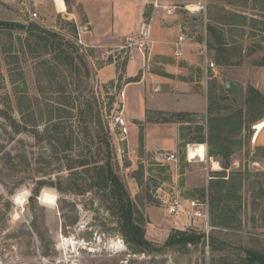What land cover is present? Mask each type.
<instances>
[{
	"label": "rangeland",
	"instance_id": "1",
	"mask_svg": "<svg viewBox=\"0 0 264 264\" xmlns=\"http://www.w3.org/2000/svg\"><path fill=\"white\" fill-rule=\"evenodd\" d=\"M137 1L141 3V18L145 23L139 32L152 25V32L155 34L157 28L159 35H156L157 43H150V52L144 56L145 67L138 72L143 69L150 72V107L190 113L187 121L171 122L174 124L169 128L173 130L169 132L178 131L175 146L159 150L147 179H144L143 163L135 158L131 165L126 151V142L130 141L137 154L142 153L140 122L125 116L129 131L124 141L110 133L118 162L121 156L119 164L126 182L134 175L140 185V191L131 196L148 218L146 238L162 245L171 231L179 229L176 226L190 230L166 213L165 201L171 196L197 198L201 188L206 191L220 182L221 195L213 202L208 198L209 234L241 247L264 251V125L260 126L262 130L254 129L264 118V106L256 104L259 108L251 111L244 103L250 85L264 94V0ZM68 2L69 10L81 9L75 0ZM194 6L196 10L190 9ZM33 12L36 17L32 16ZM56 12L59 11L54 0H0V20L38 24L82 48L92 73L91 90L106 125L120 90L126 89L125 101L133 104L132 109L138 114L139 86L127 84L136 81L139 74L124 77V68L127 59L140 55V51L134 46L110 45L85 49L76 37L74 19ZM78 16L81 25L84 21L79 12ZM210 25L220 34L229 55L224 65L218 64L216 52L210 47ZM179 31L186 35L187 43L183 55L177 57L172 43ZM115 40L123 45L125 38ZM206 42L207 56L215 63L208 79L203 77L201 53ZM57 52L50 43L46 45L43 40L29 36V32L0 29V109L18 124L27 126L24 131L15 132L10 120L0 113V264H221L222 260L230 259L228 249L210 252L208 241L204 246L188 244L160 253L131 254L113 230L114 219L98 195L60 192L50 184L57 180L64 182L71 172L63 157L66 134L71 136L73 157L81 144L76 128L77 79L62 65ZM108 61L115 63L116 81L102 85L96 69ZM174 66L178 67L176 73H172ZM157 74L178 81V97L175 93L154 91L158 88L154 83ZM222 95L234 97L237 103L223 100ZM238 105L242 108L241 115L218 123L212 130L207 119L210 106L233 111ZM157 116L156 110L146 109L144 122L152 123ZM57 122L69 127L64 129L62 125L60 131L54 132L52 126ZM197 135L203 139L197 141ZM188 144V153L206 148L207 157L196 153L188 159ZM170 152L175 154V161L160 160ZM213 161L218 169L213 168ZM127 165H131L129 171L125 169ZM207 175L211 178L207 179ZM40 180L46 183L36 195L34 191ZM45 189L56 194L53 204L41 201ZM20 195L24 198L22 203L17 201ZM147 196L154 201H148Z\"/></svg>",
	"mask_w": 264,
	"mask_h": 264
},
{
	"label": "trees",
	"instance_id": "2",
	"mask_svg": "<svg viewBox=\"0 0 264 264\" xmlns=\"http://www.w3.org/2000/svg\"><path fill=\"white\" fill-rule=\"evenodd\" d=\"M65 3L69 9L68 0H65ZM78 12L84 21L82 10L80 9ZM2 28L29 32V36H35L39 40H43L44 44L50 43L53 51H58L57 56L61 59L62 65H66L69 68V74H74L77 79L79 104L77 106L76 128L81 140L80 149L76 153V157L71 155V136L66 134L65 138L67 140L63 157L71 172L64 182L57 180L55 183L50 182L51 185H54L60 192H70L77 195L93 192L98 195L103 207L114 219L113 230L121 236L131 254L160 253L175 247H186L188 244H201L204 246L205 242L208 241L207 245L210 252L228 249L227 253L231 258L222 260L221 264H264V251L225 242L212 234L206 237V234L200 230H173L162 245H155L149 241L145 235L146 224L149 222L148 218L132 198L125 175L117 160L108 125H106V121L102 116L97 98L91 90L89 80L92 73L87 65V56L83 53L82 48L64 35L35 23L24 25L19 22L0 20V29ZM208 31L209 44L216 52L218 64H226L229 55L225 52L220 34L211 25ZM221 98L237 103L234 97L228 95H222ZM244 103L251 111L259 108L256 104L260 107L264 106V94L250 85L247 87ZM237 108V110L227 111L210 106L207 111V119L212 130L218 123L227 121L237 114L241 115L242 108L239 105ZM156 112L158 116L154 122L163 123L187 121V117L190 115L189 112L184 111L164 112L156 110ZM0 113L5 114L10 120V125L15 132L27 129V126L18 124L4 110L0 109ZM62 125L64 129L69 127L64 122H57L52 126V130L58 132ZM261 125H264V118L254 125V129H259ZM261 130H259V133ZM41 136L44 137L45 135L42 134ZM195 139L201 141L203 138L197 135ZM45 183L41 180L37 182L34 191L36 195ZM220 184L219 182L217 185H211L206 188V191L205 188H201L197 198L202 199L207 192L208 198L213 202L221 195ZM146 199L150 202L154 201L150 196H147ZM34 230L43 240L42 233L35 225Z\"/></svg>",
	"mask_w": 264,
	"mask_h": 264
},
{
	"label": "crops",
	"instance_id": "3",
	"mask_svg": "<svg viewBox=\"0 0 264 264\" xmlns=\"http://www.w3.org/2000/svg\"><path fill=\"white\" fill-rule=\"evenodd\" d=\"M63 2L65 5V10L60 11L57 7V10L59 12L56 13H60L62 16L63 14H68L69 16L65 18L74 19V23L76 24L77 28L76 37L78 39V42L85 49L105 47L107 45H110L111 47L119 46L120 48L122 45L116 42L118 41L115 40L116 38H126L127 36H133L131 35V33L135 34L133 37H138L141 27L145 24L143 23V20L141 18V3L137 0H75L76 4L80 5L82 14L84 16L85 22L81 23V25H79L78 23V12L73 9L69 10L64 0ZM146 27L147 26H145V28H142L141 30L143 32V35H147L149 40L151 37L152 39L155 38L154 40H150V43L151 41L157 43V28H155L154 34V31L152 32V25H149L148 29ZM175 39L176 37L174 38V40ZM140 56L142 55H134L130 56L127 59L124 68V77H135L139 74L138 72H140V70L145 67L144 65L146 60H144V56H142V58ZM157 60L160 61L161 59L158 58ZM166 64L168 63L166 62ZM96 71L98 73L97 77L100 79L102 85L106 84L109 81H116L117 70L114 61L106 62L104 65L99 67V69H96ZM177 71L178 67L174 66V69H172V73H176ZM148 73L150 74V72H147L146 69H143L136 81H133V83L131 84H127L128 82L126 83L128 86L132 84L139 86L138 91L136 90L139 94L140 104L138 114H136V112L134 113L132 109L133 104H128L125 101V99L127 98L126 92L122 107L124 117L127 115L128 118H132L133 120L140 122V124L142 125V153L137 154L135 146H130V141L126 142V151L131 165L135 162V158L136 160L140 161L139 163H143L142 169L144 179H147V175L150 173V171H153V163L151 162L158 159V155L160 154L159 150L172 149L175 146V136L176 134H178V131L176 132V130H174V133L169 132L171 129L173 130V128H169V126L173 125L174 123L144 122L146 109L160 110L157 107H150L151 103L148 101V98H151L150 79H152L148 76ZM157 75L158 78H154V83L158 85V88H155L154 91H164V93H167L169 95L175 93V95L178 97L180 94L178 81H174L173 79L169 81V79H167L168 77L163 76L162 74ZM171 75V77L173 78V74ZM133 124L135 125V123ZM196 150H198L196 151V153L199 155H201L202 153L205 154L204 148H198ZM196 153H188V158L191 160V157H193V155H195ZM118 159L119 163L121 164L120 155ZM131 165L125 166V169L129 171ZM127 182L129 184L132 195H135L140 191V185L134 175H130V177H128L127 179ZM159 188L161 187H158V189ZM155 196L159 197V195ZM158 199H161V197ZM150 207L152 206H149L148 208Z\"/></svg>",
	"mask_w": 264,
	"mask_h": 264
},
{
	"label": "built area",
	"instance_id": "4",
	"mask_svg": "<svg viewBox=\"0 0 264 264\" xmlns=\"http://www.w3.org/2000/svg\"><path fill=\"white\" fill-rule=\"evenodd\" d=\"M191 11V10H190ZM33 17H36L35 12L32 13ZM152 43V41H151ZM187 43L186 35L179 31L176 39L172 43V51L174 56H181L184 52V46ZM134 46L137 48L140 53L145 56V52H150V40L147 35H143L141 31L138 37L127 36L125 38L122 48H127ZM203 48V49H202ZM201 48L202 53V63H203V77L205 79L209 78L210 70L214 69L215 63L207 56V42L203 44ZM118 100L116 99L113 104V108L108 115V128L111 134L115 136L118 140L124 141L127 138L129 125L125 117L123 116V99L125 97V91L120 90L117 93ZM116 96V97H117ZM194 145V144H192ZM205 146V144H203ZM187 149V158H188V148L189 144L186 147ZM205 155L207 157V151L205 148ZM189 159V158H188ZM161 161L165 163H172L176 160L175 154L173 152L164 154L160 158ZM203 159L202 161H204ZM211 177L207 175V179ZM208 195L207 192L202 199L195 197H181V196H171L165 201V211L168 215H173L175 218H178L181 221V225H187L194 230L203 231L206 234V237L209 234V212H208ZM177 228H182L181 226H176Z\"/></svg>",
	"mask_w": 264,
	"mask_h": 264
},
{
	"label": "bare ground",
	"instance_id": "5",
	"mask_svg": "<svg viewBox=\"0 0 264 264\" xmlns=\"http://www.w3.org/2000/svg\"><path fill=\"white\" fill-rule=\"evenodd\" d=\"M55 4L58 7V10H60V11H64L65 10V5H64L63 0H55ZM190 9L196 10V6L191 7ZM212 164H213V168L214 169H216V168L218 169L219 168V166H218L216 161H213ZM40 198H41V201L46 203V204H53L56 201V194L53 191L45 189V190L42 191V193L40 195ZM17 201L19 203H22L24 201L23 196H21V195L17 196Z\"/></svg>",
	"mask_w": 264,
	"mask_h": 264
},
{
	"label": "water",
	"instance_id": "6",
	"mask_svg": "<svg viewBox=\"0 0 264 264\" xmlns=\"http://www.w3.org/2000/svg\"><path fill=\"white\" fill-rule=\"evenodd\" d=\"M194 22H195V19H193L192 23H194Z\"/></svg>",
	"mask_w": 264,
	"mask_h": 264
}]
</instances>
